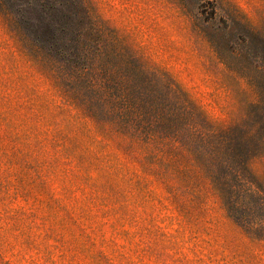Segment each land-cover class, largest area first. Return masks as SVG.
Wrapping results in <instances>:
<instances>
[{
	"label": "rangeland",
	"instance_id": "374dc122",
	"mask_svg": "<svg viewBox=\"0 0 264 264\" xmlns=\"http://www.w3.org/2000/svg\"><path fill=\"white\" fill-rule=\"evenodd\" d=\"M40 2L0 0V264H264V141L212 182L264 138V0H82L59 51Z\"/></svg>",
	"mask_w": 264,
	"mask_h": 264
},
{
	"label": "trees",
	"instance_id": "16d2710c",
	"mask_svg": "<svg viewBox=\"0 0 264 264\" xmlns=\"http://www.w3.org/2000/svg\"><path fill=\"white\" fill-rule=\"evenodd\" d=\"M11 5H14V3H12ZM11 5L4 6L6 8V13L10 16L14 23H16V26L21 31H23L24 34L27 31L28 35H30L34 39V42L38 43L41 48L45 47L47 42H52L53 44L50 45V47L52 46L55 51H59L60 47L63 44V42L61 41L62 39L73 42L74 46L76 47H82L84 45L93 46L95 43L94 40L91 41L90 45H86L84 43V37L86 36L87 31L89 32L90 29L92 30V32L96 31H94L91 23L86 19L87 13L82 6V0H58V7L56 5L47 4L46 0H42V2L37 4L39 5L37 25L38 28L33 31L31 25H29V27L27 28L19 26L20 21L14 19L15 17H17L19 10H13L14 8ZM23 5L29 7L30 2L25 1ZM80 12H82L84 15H82V13L80 14ZM84 17L86 20L84 19ZM45 19L48 20L47 23H45ZM71 50L76 57V52L72 48ZM256 125L263 126L264 119L262 117H258L254 125H251L252 129L257 128ZM232 130L233 129L220 130L218 134L224 137L230 136V131ZM248 133L245 130H241L240 132H238L240 139H231L230 137H228V139L225 140L226 145H236L235 148L242 146L244 148V151L234 153L236 164V168L233 171L236 179L234 183L212 181L214 182L215 189L218 191V195L224 200H227L229 196H233L236 192L237 187H248L247 189L250 190V187L253 185V182L250 179L251 175L247 166L248 160L250 158L247 152H249L251 146L257 144L258 142L262 144L264 138L261 136V133H258V140H255V142L252 143V141L250 140L251 138L246 139V137H253L251 136V133ZM246 148H248V151H246ZM227 193L228 195H226Z\"/></svg>",
	"mask_w": 264,
	"mask_h": 264
}]
</instances>
